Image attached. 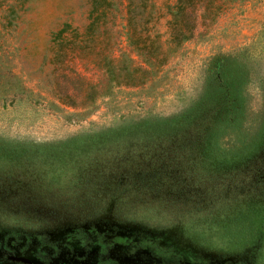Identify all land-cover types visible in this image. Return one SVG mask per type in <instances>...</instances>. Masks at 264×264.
<instances>
[{"label":"rangeland","instance_id":"obj_1","mask_svg":"<svg viewBox=\"0 0 264 264\" xmlns=\"http://www.w3.org/2000/svg\"><path fill=\"white\" fill-rule=\"evenodd\" d=\"M126 1L114 0L120 43L105 55L130 51ZM144 1L146 28L165 42L174 0ZM203 1L193 37L155 76L129 86L96 67L97 47L56 60L53 33L64 23L83 33L91 0H0V264H264V211L250 213L251 243L247 225L230 221L239 211L212 221L205 204L229 198L238 179L264 185V0ZM221 90L236 118L210 145L222 160L255 150L241 170L206 180L178 166L179 179L149 186L130 178L156 166L140 165L147 154L139 164L119 159L128 145L118 138L195 112ZM40 238L48 261L34 258Z\"/></svg>","mask_w":264,"mask_h":264},{"label":"trees","instance_id":"obj_2","mask_svg":"<svg viewBox=\"0 0 264 264\" xmlns=\"http://www.w3.org/2000/svg\"><path fill=\"white\" fill-rule=\"evenodd\" d=\"M139 2L126 1V16L121 36L125 38L130 48L129 53L126 54L123 50L118 54H104L105 47H108L107 44L111 43L119 47L120 43L118 36L113 32L114 26L117 25L115 15L111 13L114 0H91L88 22L83 33H79L68 23H64L53 33L52 41L56 60L62 63L73 49L82 50L91 47L89 49L94 52L97 47L99 50L95 53L98 59L93 58L94 64L110 80L116 83L124 82V85L129 86L145 83L158 73L159 68L168 61L170 54L174 53L183 42L193 37L198 18L201 17H198V9L204 1L174 0L172 4L167 5L170 18L167 22L168 39L165 42L160 39L157 32L152 33L146 28L148 20H151L150 16L148 18L144 15L147 3L144 0H139ZM207 5L208 3L205 7ZM153 7L154 2H151V8ZM99 45L103 47L100 49ZM222 93L213 94L206 102L199 105V109L195 112L179 116V118L160 121L161 124L158 123V127L149 128L146 125H152L150 124L152 122H141L142 128H134L123 136L125 138H118L116 141L124 143V146L128 145L127 154L120 155L119 159L139 164L137 162L141 160L138 158L147 154V158L150 159L140 165H146L149 162L153 164L151 166H156L151 170H136L130 178L141 185L149 186L163 177L179 179L178 166H180L179 171L182 170L185 174L194 171L198 175L205 176L206 180L208 178L218 180L220 173L241 170L242 165L254 157L255 150L244 151L236 157L222 160V155L219 152L214 153L210 145L216 138L217 131H220L226 123L225 128L229 127L231 119L236 118V115L232 117L229 115L231 101L228 100V95H224V91ZM195 166L200 168V172L196 171ZM198 175L194 176L196 180L200 179ZM262 178L259 179L262 180ZM257 181L258 178H255L249 184L247 181L242 182L238 179L230 183L229 188L232 190H230L232 195H229V198H224L226 194L222 198H217V194H214L213 197L216 196V198L205 203L209 207L206 213L210 215L208 218L212 221L215 220V214H222L227 210L239 211L240 214L232 217L230 221H238L241 225H247L248 228L243 232H248L247 238L251 240V243L255 242L258 232L256 233L257 230L253 228L254 222L250 213L264 211V185L262 184L259 188L260 183ZM171 184L174 185V183ZM214 186L206 190L208 194ZM167 190L168 193L173 192V190ZM180 190L179 192H182ZM218 193H222L221 189ZM235 193L241 195L237 197ZM192 222L199 221L193 219Z\"/></svg>","mask_w":264,"mask_h":264},{"label":"flooded vegetation","instance_id":"obj_3","mask_svg":"<svg viewBox=\"0 0 264 264\" xmlns=\"http://www.w3.org/2000/svg\"><path fill=\"white\" fill-rule=\"evenodd\" d=\"M87 237V236H86ZM32 240V239H31ZM86 242H84V244H85ZM103 243V241H100V244H102ZM30 244V243H29ZM45 244V242L44 241H42V239L40 238L39 239V242L38 241H36L35 242V248H36V250L37 251H35L34 252V254H35V256L36 257H34V258H37V260H40V261H48L49 260V257H46L44 254H45V252H44V245ZM83 244V245H84ZM82 245V246H83ZM28 246V245H27ZM26 246V247H27ZM4 248H6L5 249V251H7L8 253H17V252H22V253H25L26 251H27V248H23V249H16L15 247H11V248H8V247H4ZM107 248V247H106ZM35 250V249H34ZM15 264H27V263H23V262H16Z\"/></svg>","mask_w":264,"mask_h":264}]
</instances>
